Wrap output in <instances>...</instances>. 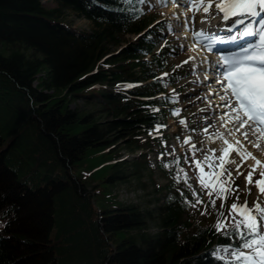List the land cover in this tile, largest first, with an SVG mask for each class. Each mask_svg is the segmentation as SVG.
<instances>
[{
  "label": "trees",
  "instance_id": "1",
  "mask_svg": "<svg viewBox=\"0 0 264 264\" xmlns=\"http://www.w3.org/2000/svg\"><path fill=\"white\" fill-rule=\"evenodd\" d=\"M54 1L0 0V264H222L177 171L162 204L112 193L143 176L146 130L162 120L144 96L163 85H131L160 64L142 58L146 33L131 39L150 18L135 19L133 0Z\"/></svg>",
  "mask_w": 264,
  "mask_h": 264
},
{
  "label": "snow or ice",
  "instance_id": "2",
  "mask_svg": "<svg viewBox=\"0 0 264 264\" xmlns=\"http://www.w3.org/2000/svg\"><path fill=\"white\" fill-rule=\"evenodd\" d=\"M160 2L166 5L168 0H160ZM187 6H191L193 9L192 20L197 19L196 12L219 15L223 20L239 16L256 17L264 12V0H188ZM199 19H206V16H200ZM235 23L242 24L243 22L237 18ZM259 25L258 31L252 27L244 26L240 34L251 37L252 42L246 43V46L236 53L223 57L222 63H217L211 68L216 79L215 88L210 91L213 95L220 96L218 107L225 109L221 112V118L228 117L232 129L238 135L235 136V142H230L225 138L223 147L220 149L211 148L210 155L205 156L204 162L198 158L189 161L199 169V184L203 190H206L209 199L204 201L200 194L193 190L192 195L196 197L193 204V201L184 195L181 189L183 198L189 204H193L194 207L205 205L201 214L207 212L209 204L215 208L217 198L221 200L220 207L223 208L228 196L235 195L236 199L229 206V216L232 217L231 225L235 229L234 235L239 237L240 243L231 251L232 261L226 260L225 264H264V196L258 195L251 206L247 199L242 204L237 203L240 197V185L235 184V178L245 174L246 168L247 172L244 176L246 191L250 193L252 189L249 185L254 184L258 193L264 194V170H257L258 166L264 167V161L248 150L247 144H245L246 141L257 149L264 147L260 142L264 138V19L259 21ZM193 35L198 39L207 40L208 49L211 50L214 41L205 34L203 29L194 30ZM162 75H167V73ZM154 111H158V109ZM180 111L181 109H173L174 113ZM184 122L182 119L181 123ZM161 127L167 126L157 123L156 129L152 131L159 134L158 130ZM205 131L207 130L205 129ZM231 134L229 133V135ZM215 139L216 137H213V140ZM186 140L191 141L192 137H187ZM164 143L166 145L167 141ZM191 147L195 148V145H191ZM217 152H219L218 156ZM160 155L163 156L164 153L161 152ZM237 157H239L238 160ZM249 158L255 162L245 165V161ZM174 163H178V161ZM205 163L208 164L207 171L204 167ZM233 164L235 171L231 167ZM165 166L171 167L170 164ZM181 171L182 169L177 171L175 179L177 181L183 179L187 183L189 178L186 172L181 177ZM217 215L220 217L223 216V213L217 211ZM227 222L228 217H224L223 221L217 219L216 230L219 232L223 228L226 232ZM229 248L232 246L230 245ZM228 250L225 249L226 252ZM214 254L218 258L224 259L219 257V253Z\"/></svg>",
  "mask_w": 264,
  "mask_h": 264
},
{
  "label": "rangeland",
  "instance_id": "3",
  "mask_svg": "<svg viewBox=\"0 0 264 264\" xmlns=\"http://www.w3.org/2000/svg\"><path fill=\"white\" fill-rule=\"evenodd\" d=\"M40 1L42 2V5L47 8L55 5L54 0ZM172 2L173 1L170 0L166 5H163L160 0H154L149 13L153 16L152 22L154 21V23H161L163 25V43L165 42L168 46L173 47L172 50L174 52L172 51L170 62L173 65V69L179 74L178 82H180V88L175 90L178 97L176 98V103L178 105L177 109H181L179 121L181 122L183 119L185 122L182 123L183 125H176L174 120L168 119V124L166 125L167 127L163 129V132L169 133V131L173 132L176 131V129H179L178 131L180 133V139L178 140L174 137L170 138L167 144L160 149L164 155L161 156L160 154L158 155L157 152H153L151 153V160L153 162H157L160 158L167 160L176 155H181L183 168L186 170L190 179L189 183L192 181L190 187L191 192H193V190L199 192L203 200L208 201L209 197L206 194V190H203L199 184V169L195 167L194 163H189V161H194L198 158L204 162L205 156L210 155V149L216 148V146H213L214 142L212 143V138L210 137L212 134L205 133V129L207 130L208 126L204 125L203 120L201 119L203 116L198 112L201 108H204V105L209 104V102L212 104V106H216V103L212 101L214 99L212 97L215 96H213V94L207 90V86L204 84V81L206 80L204 77V72L198 71L196 74H191V68L196 67L195 60H192L194 54L189 47H184V42H186V40L184 35H182V31L178 29L179 25H182L183 23L181 22L178 24L176 20L173 19L177 16L169 12ZM66 19L72 21L73 26L77 29H90V22L84 18L77 17L74 14L68 12ZM131 37L133 38L132 35ZM181 45H183L184 48L181 47ZM184 61L187 62L183 63ZM212 88L214 89L213 86ZM195 89L200 90V94L195 95V93H192V91ZM198 95H205L207 103H195L202 102V97H197ZM196 97L199 99L197 100ZM77 101L82 103V100L80 99ZM217 116V114L214 115V117ZM207 121L214 125L212 123V117H209ZM219 128H221V126L217 127L215 131H217ZM187 137H192V140H186ZM191 145H195V148H192ZM154 149H156V146ZM173 149L175 150L173 151ZM123 155H125L124 152ZM216 155L218 156L219 154L217 153ZM204 167L207 171L208 164L205 163ZM231 167L234 171L235 165L233 164ZM153 181L157 183V185H164L167 182V179L164 177L158 167H156L153 172H151L149 169H146L145 174L140 177V179H131L129 182L117 184L114 188H112V193L116 194L117 199L120 201L134 202L139 204L142 208L152 207L154 202H149V199H151L152 195L154 194L153 189L156 184ZM193 182H195L197 186ZM235 184L240 185V199H242L243 202L245 199H247L249 206H251L256 201L258 195H263L258 193L257 189V192H255L254 184L249 185V187L252 189L250 193L246 191V182L244 181L243 175L235 178ZM214 253H219V256L221 257L232 258L231 250L226 252L222 246L217 247Z\"/></svg>",
  "mask_w": 264,
  "mask_h": 264
},
{
  "label": "bare ground",
  "instance_id": "4",
  "mask_svg": "<svg viewBox=\"0 0 264 264\" xmlns=\"http://www.w3.org/2000/svg\"><path fill=\"white\" fill-rule=\"evenodd\" d=\"M188 0H185V2H187ZM178 7V6H177ZM172 9V8H171ZM201 13H204V12H201ZM204 15H206V16H208L209 17V20H214V19H216V18H218L217 17V15H210V14H207V13H204L203 15H200V16H204ZM200 16H197V19H195L194 20V22L193 23H190V25H191V28H192V32L194 31V29H197V30H199L200 28H202L201 26H202V24H206V23H204V22H200V19H199V17ZM261 16H262V13H261ZM220 17V16H219ZM237 18H242V16H239V17H236V19ZM221 19V18H220ZM223 20V19H222ZM203 21V20H202ZM226 21H229V20H226ZM245 25V23L244 24H241V26L240 27H243ZM204 27V26H203ZM218 32H220V30H217ZM185 32V31H184ZM187 33L188 32H185V35L187 36ZM226 33V32H225ZM224 33V34H225ZM192 35V34H191ZM240 35V34H239ZM192 38H196L194 35L192 36ZM198 39V38H197ZM235 41V38L233 39V40H231L230 42H228V43H225L226 45H230V44H232L233 42ZM206 41H203V45L204 46H206L207 44L205 43ZM188 45H190V43H188ZM194 46V45H193ZM195 47V46H194ZM206 47H208V46H206ZM239 47V45H237V46H235L234 48H238ZM200 54V53H199ZM200 56H198V58H199ZM211 63L213 64V63H215V61L213 60V59H211V58H206L205 56H201V59H200V67H202V68H204V70H208V69H211ZM213 84H212V86L215 88V80L212 82ZM216 91H219V89H216ZM219 96V95H218ZM220 97V96H219ZM199 98H197V100H198ZM220 99V98H219ZM222 109V108H221ZM222 125L224 126V129L226 130V132H227V134H228V137H229V139H231V140H229L230 142H235V136L236 135H238L237 133H235L234 132V130L232 129V127H231V124H230V122H229V118L227 117L226 119H224V121H223V123H222ZM229 133H232L231 135H229ZM257 135H259V133H257ZM225 136L224 137H222V138H219L218 140H216L215 139V141H214V146H216V148L217 149H220L221 147H223L224 146V140H225ZM223 139V140H222ZM241 139H242V137H241ZM261 144L262 145H264V138H262L261 139ZM254 143H255V141H254ZM245 144H246V141H245ZM247 148H248V150H250V151H252L253 153H254V155L257 157V158H259L261 161H264V147H262V148H260V149H257V148H255V147H253V144H248L247 143ZM239 159V157H237V160ZM255 161L252 159V158H249L247 161H245V165H249V164H252V163H254ZM242 167H244V165H242ZM262 168H264V167H261V166H258V171H261L262 170ZM245 171L247 172V169L245 168Z\"/></svg>",
  "mask_w": 264,
  "mask_h": 264
}]
</instances>
